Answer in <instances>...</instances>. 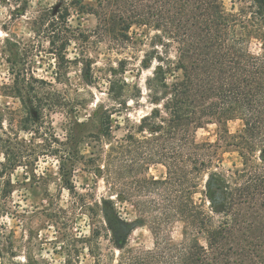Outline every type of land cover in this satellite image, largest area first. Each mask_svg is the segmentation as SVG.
I'll return each mask as SVG.
<instances>
[{
    "label": "trees",
    "instance_id": "16d2710c",
    "mask_svg": "<svg viewBox=\"0 0 264 264\" xmlns=\"http://www.w3.org/2000/svg\"><path fill=\"white\" fill-rule=\"evenodd\" d=\"M243 1L246 8L227 12L223 0H95V6L58 0L31 19L34 37L46 40L58 70L68 62L65 51L75 37L71 11L96 17L90 34L109 51L116 49L117 56L129 51L130 58L108 59L106 95L113 106L95 103L88 119L97 126L90 137L106 150L82 165L101 176L109 192L101 202L89 193L79 196L91 223L82 244L94 264H264V0ZM133 27L157 32L150 45L162 49L139 60V71L149 73L143 86L125 78L143 41L132 36ZM12 71L11 94L21 117L16 125L13 118L0 126V203L10 195L9 174L16 168L35 170L40 158L64 159L59 156L64 143L49 119L59 107L50 98L52 84L36 78L26 64ZM142 100L149 111L137 122L126 118L127 134L115 138L112 116L129 112V103L141 107ZM233 121L242 128L231 135L227 124ZM209 124L220 128V139L238 154L241 168L220 171L218 145L196 142V131ZM150 165L164 167L165 176H147ZM142 170L146 173L136 175ZM60 171L69 175L63 166ZM123 202L133 204L138 220L150 227L151 250L128 246L132 225L117 208ZM175 222L181 224L179 242L168 235ZM100 240L118 252L116 259L103 253ZM0 242L9 247L0 248V264H17L1 223Z\"/></svg>",
    "mask_w": 264,
    "mask_h": 264
},
{
    "label": "rangeland",
    "instance_id": "374dc122",
    "mask_svg": "<svg viewBox=\"0 0 264 264\" xmlns=\"http://www.w3.org/2000/svg\"><path fill=\"white\" fill-rule=\"evenodd\" d=\"M85 1L94 6L96 4L95 0ZM223 3L227 12H238L248 6L243 0H223ZM53 6H58V0H0V126L2 124L5 128L6 120L13 118V125H16L21 117L19 100L11 94L12 69L14 65L22 69V65L26 64L36 78L52 84V92L55 93L50 98L59 107L50 113L49 119L55 136L64 143L59 154L64 159L40 158L35 170L22 166L9 174L12 187L10 195L0 203V223L11 238L10 249L17 264H94V258L82 244V239L90 235L91 223L82 214L79 196L89 193L101 202L109 192L102 177L85 171L82 165L90 157L102 156L101 152L106 150L104 144L90 137L96 134L97 126L88 119L95 103H102L106 108L113 106L106 95L108 59L114 62L117 57L130 58V55L129 51H125L117 56L116 49L109 51L106 43L100 42L96 34H90L97 26L94 15L71 11L69 25L75 37L65 51L68 62L58 70L56 60L47 52L46 40L34 37L30 24L37 10ZM132 32H135V36L132 35L135 40L143 41L135 54L138 61L132 60L125 78L131 84L143 86L149 73L139 71V60H142L145 52L157 49L150 45L157 32L145 27H133ZM5 40H9V44ZM11 44H16L20 53ZM31 46L36 48L31 50V54H21L23 49ZM161 50L158 46L157 51ZM251 50L258 51L256 42H252ZM129 107L126 114L112 116V135L117 139L128 132L126 118L130 122H137L150 109L145 100L141 101V107L131 103ZM227 128L229 134L233 135L241 130L242 124L239 121L229 122ZM220 135V128L209 124L196 131L195 140L197 143L218 145L222 160L220 171L228 173L241 168L240 157L234 149L226 146ZM20 136L28 141L30 135L21 133ZM62 166L69 172L67 177L60 171ZM144 173L142 170L136 175ZM147 176L156 179L164 177L165 168L150 165ZM117 208L132 225L128 246L134 250H151L154 244L152 232L147 224L138 220L133 204L123 202ZM168 235L174 242H179L181 224H172ZM100 241L103 253L108 255L112 252L113 259H116L118 252L107 241ZM3 243L0 242V248L9 250L8 243Z\"/></svg>",
    "mask_w": 264,
    "mask_h": 264
}]
</instances>
